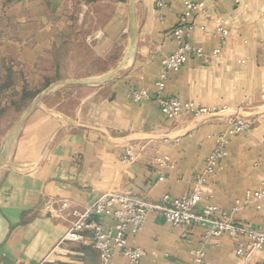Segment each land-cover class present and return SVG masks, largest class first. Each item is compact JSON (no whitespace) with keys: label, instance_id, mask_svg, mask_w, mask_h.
<instances>
[{"label":"crops","instance_id":"obj_1","mask_svg":"<svg viewBox=\"0 0 264 264\" xmlns=\"http://www.w3.org/2000/svg\"><path fill=\"white\" fill-rule=\"evenodd\" d=\"M184 2L135 0V59L99 84H57L36 105L0 164V264H101L91 243L64 236L72 210L106 190L159 201L198 186L199 209L215 204L233 221L264 228V198L254 199L264 187V0H206L189 19L188 40L219 53L192 55L169 71L165 95L210 113L172 119L155 100L131 96L133 89L155 90L163 59L179 45L173 29ZM130 54V0H0V150L53 83L101 77ZM25 91L37 94L28 100ZM239 116L251 128L232 138L223 168L207 172L217 134ZM128 148L132 162L124 160ZM63 201L70 206L61 208ZM100 220L114 229V215ZM126 236L143 250L144 264H197L199 249L206 264H264V247L245 258L237 252L243 240L206 236L202 226H175L155 213ZM114 264H128L121 251Z\"/></svg>","mask_w":264,"mask_h":264},{"label":"built area","instance_id":"obj_2","mask_svg":"<svg viewBox=\"0 0 264 264\" xmlns=\"http://www.w3.org/2000/svg\"><path fill=\"white\" fill-rule=\"evenodd\" d=\"M235 3L249 0H232ZM157 5L163 6L165 0H156ZM206 6V0H185L184 10L180 14L178 24L173 29L179 45L163 59V70L156 80L155 90L148 88L133 89L131 96L135 101L153 99L159 105L160 110L168 118H177L184 114L203 115L210 113L208 107L194 100H182L177 96L165 95L166 79L171 70H178L184 66L190 56L194 55L203 59H210L218 55L219 49L211 53L194 45L188 40L193 26L189 19ZM223 34H228L226 28L218 27ZM251 128L250 122L244 117H236L229 122L228 127L217 134L216 147L207 159L206 170L214 173L223 168V163L229 154V145L232 138ZM124 160L132 162L135 155L130 148L127 149ZM157 161L163 165L164 159L158 157ZM163 179V177H160ZM201 188L196 187L190 194L179 197L164 195L159 201H151L143 197L133 195L128 190H106L101 192L83 210H72V224L64 236V240L84 241L91 243L100 251L101 264H114L117 251H121L128 264H144V252L132 245L127 232L130 228L141 230L151 213L161 216L166 222L175 226L198 225L205 228L206 236L218 237L227 232L244 242L238 247L237 252L242 257L248 258L253 253L264 247V228H254L249 224L233 221L231 216L221 207L208 204L198 208ZM264 198V187L254 193V199L260 201ZM69 202L63 201L61 208H68ZM236 210V207L234 208ZM104 214H112L115 217L114 229H107L100 218ZM90 230L91 237L87 239L84 231ZM206 251L199 249L196 252V263L206 264Z\"/></svg>","mask_w":264,"mask_h":264},{"label":"water","instance_id":"obj_3","mask_svg":"<svg viewBox=\"0 0 264 264\" xmlns=\"http://www.w3.org/2000/svg\"><path fill=\"white\" fill-rule=\"evenodd\" d=\"M135 0H130V38H131V54L128 61H123L121 64H119L115 69L112 71L106 73L105 75L98 77V78H86V79H67L58 81L56 83H53L51 86H49L47 89H45L42 93H40L35 100L31 103V105L28 107V109L25 111V113L20 117V119L15 123L11 131L9 132L7 139L3 145V147L0 150V164L5 159L8 150L10 149L18 131L22 127V125L25 123L29 115L32 113L36 105L41 101V99L50 91L52 90L57 84L60 83H95L99 84L102 83L110 78H112L120 69L125 67V65L129 62H132L137 54V24H136V16H135Z\"/></svg>","mask_w":264,"mask_h":264},{"label":"trees","instance_id":"obj_4","mask_svg":"<svg viewBox=\"0 0 264 264\" xmlns=\"http://www.w3.org/2000/svg\"><path fill=\"white\" fill-rule=\"evenodd\" d=\"M35 94H37V93H33V92H29V93H27V92L25 91V92H24V98L30 100V99H32V98L35 96Z\"/></svg>","mask_w":264,"mask_h":264},{"label":"rangeland","instance_id":"obj_5","mask_svg":"<svg viewBox=\"0 0 264 264\" xmlns=\"http://www.w3.org/2000/svg\"><path fill=\"white\" fill-rule=\"evenodd\" d=\"M71 106H73V102H68V107L71 108ZM12 123V120H11Z\"/></svg>","mask_w":264,"mask_h":264}]
</instances>
